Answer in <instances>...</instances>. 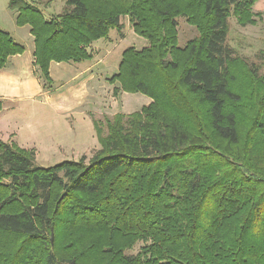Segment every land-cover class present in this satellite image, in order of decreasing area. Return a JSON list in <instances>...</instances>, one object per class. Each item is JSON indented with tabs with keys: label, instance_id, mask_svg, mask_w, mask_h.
<instances>
[{
	"label": "trees",
	"instance_id": "1",
	"mask_svg": "<svg viewBox=\"0 0 264 264\" xmlns=\"http://www.w3.org/2000/svg\"><path fill=\"white\" fill-rule=\"evenodd\" d=\"M258 1L196 0L200 36L178 63L164 57L166 22L185 9L178 0H65L51 17L31 0H10L16 25L31 29L45 91L62 87L52 63L90 60L93 43L122 32L129 15L150 43L142 54L124 52L112 82L155 104L116 117L89 160L41 167L34 152L0 141V264H264V165L254 152L264 140V96L239 147L229 105L244 106L260 81L252 72L248 87L232 71L227 45L230 15L249 18ZM25 51L0 30V72Z\"/></svg>",
	"mask_w": 264,
	"mask_h": 264
},
{
	"label": "rangeland",
	"instance_id": "2",
	"mask_svg": "<svg viewBox=\"0 0 264 264\" xmlns=\"http://www.w3.org/2000/svg\"><path fill=\"white\" fill-rule=\"evenodd\" d=\"M48 1L43 0L46 4ZM178 1L175 6L185 9L166 22L165 32L170 43L166 42L164 57L168 61L181 63L190 43L200 36L203 14L200 8H196V0ZM9 2L10 0H0V30L11 33L19 44L31 50L34 42L31 33L27 32L28 26L18 27L15 22L7 25L2 22L11 15ZM52 3L48 4L51 13L63 12L62 0H55ZM160 8L165 10L162 5ZM184 12L186 16L183 15ZM249 18L251 22H246ZM249 18L243 15L240 19L232 13L228 20L227 45L234 51V58L237 59L232 64V71L244 75L247 78L245 79L247 86L252 85L251 79L248 78L252 72L261 82H258L259 89L252 95L248 88V92L241 100L245 105L240 102L244 106L229 105L231 110L238 111L237 123L241 133L239 147L243 145L246 131L256 115L257 102L264 96V0H259L249 10ZM172 21L175 22L174 28ZM244 22L246 23L242 24ZM120 23L124 27L122 32L111 30L108 38L93 43L90 48L92 54L90 60L77 64L63 63L67 65L66 78L63 76L64 73L60 77H55L61 80L60 82L51 76L53 81L63 86L64 96L55 102L56 109L51 108L52 104L49 102L38 106L32 102L18 104V110L12 112L7 110L1 114L0 141L34 152L35 164L41 167H51L65 161H78L82 157L89 160L101 149L98 134L108 137L109 124L113 123L116 117H124L126 121L135 114H145L144 110L153 106L155 100L144 93L127 90L119 82H112V79L120 72L119 67L125 51L131 49L133 53L142 54L150 42L136 32L129 15L121 16ZM18 36L23 41H20ZM37 72L39 73L38 69L36 74L39 76ZM41 88L49 95L53 92L45 91L42 85ZM1 104L2 107L8 106L3 102ZM220 143L225 145V142ZM254 152L260 156L264 165V140L256 144ZM141 247L142 244L139 243L127 254L136 255ZM78 251L75 248L72 254L71 252L65 254L71 256Z\"/></svg>",
	"mask_w": 264,
	"mask_h": 264
},
{
	"label": "crops",
	"instance_id": "3",
	"mask_svg": "<svg viewBox=\"0 0 264 264\" xmlns=\"http://www.w3.org/2000/svg\"><path fill=\"white\" fill-rule=\"evenodd\" d=\"M34 3L40 5V8L43 10L44 14L47 17H51L52 15H58L57 12L51 13V7L46 5L43 0H31ZM63 1V6H65V0ZM54 4L52 3L51 6ZM43 6L46 8L43 9ZM11 15H8L7 18H4L2 22L4 24L16 23V18L18 14L16 12L10 11ZM29 27V26H28ZM30 27L27 29V32H30ZM20 41H23L22 38L18 36ZM34 42V39L32 37ZM26 47V51L22 55H16L10 58L7 67L0 72V102H3L7 107H3L0 111V115L9 111L18 110L17 105L23 104H39L50 103L51 108H55V102L61 99L60 97L64 96L62 93V87L56 90L55 92H51V94L44 93L42 91L39 76L36 74V69L34 67V49L35 46L31 48ZM67 65H63V63H52L51 64V76L57 82L61 80H57L55 77H60L63 73L65 77L66 67ZM66 78V77H65ZM63 79V78H62ZM64 82V80H62ZM50 93V92H49ZM52 97V98H51ZM40 105V106H41ZM35 105H32V107Z\"/></svg>",
	"mask_w": 264,
	"mask_h": 264
},
{
	"label": "water",
	"instance_id": "4",
	"mask_svg": "<svg viewBox=\"0 0 264 264\" xmlns=\"http://www.w3.org/2000/svg\"><path fill=\"white\" fill-rule=\"evenodd\" d=\"M52 240V239H51Z\"/></svg>",
	"mask_w": 264,
	"mask_h": 264
}]
</instances>
